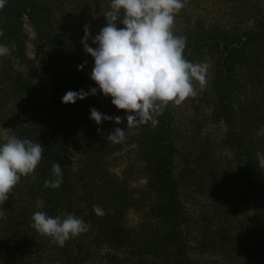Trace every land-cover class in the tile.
I'll use <instances>...</instances> for the list:
<instances>
[{
  "label": "rangeland",
  "instance_id": "1",
  "mask_svg": "<svg viewBox=\"0 0 264 264\" xmlns=\"http://www.w3.org/2000/svg\"><path fill=\"white\" fill-rule=\"evenodd\" d=\"M184 3L185 7L175 17L172 31L176 36L186 37V42L207 40L210 43L223 36L230 41L234 36L246 38L244 49L235 53L231 60L230 109L219 105L216 78L219 54L213 45L197 48L189 60L208 65L206 87L200 90L198 82L194 81L196 97L187 98L179 106L168 105L170 162L185 221L182 217L177 219L178 215L172 218L157 213L165 197L162 190L152 184L151 164L156 157L151 153L150 144L143 142L151 122L130 129L123 110L116 107L100 110L98 107L111 98L105 97L90 79L94 59L84 51L81 41L86 25L92 37L106 26L104 13L110 9V0H27L21 8L17 0H6L4 8L8 13L0 9L3 13L0 14V29L6 24L4 16L9 18L12 14L16 18L10 29L0 36V43L11 50V55L0 57V79L5 71L24 75L30 86L31 108L37 113V121L47 118L73 127L72 122H82L79 105L82 109L95 108L122 119L120 124L104 121L97 125L89 118V111L88 119L100 138L90 146V154L81 145L84 130L76 126L73 136L56 153V162L66 175L63 178L66 183L84 184L94 189L110 185L106 182L109 179L129 195L125 226L134 237L131 247H92L90 251L91 246L79 240L82 264H105L106 258L120 264H178L175 250L167 252L165 257L148 256L163 248V240L159 238L166 230H180L182 237L185 236L190 264H251L249 260L255 250L264 259V208L256 206L250 194V182L242 167L245 157L241 154L248 141L238 144L237 135L241 130L246 140L264 138V0H184ZM118 27L123 25L118 23ZM47 40L46 46L43 45ZM88 44L96 47L91 38ZM72 57L86 60L85 69L81 71L88 76L81 78V73L75 72L74 77L80 78L76 83H72L68 75L71 69H78V65L68 64L67 60ZM56 58L61 62L56 67L61 74L59 94L52 91V76L47 75L51 74ZM41 59L48 65L44 66ZM70 85L85 92L97 87V94H90L75 104H64L62 97ZM1 93L0 145L9 138H17L18 130L32 131L29 120L34 119L29 109L28 120L23 116L20 97L5 98ZM115 128L125 131L122 143L107 139ZM30 137L32 135L28 140ZM245 152L250 154L251 148H246ZM88 172L92 177H87ZM35 176L21 177L9 199L0 206V264H68L70 261L69 251L66 258L57 256V244L31 227L33 213L42 212L43 205L39 203L36 188L33 189L35 194L29 192L35 184ZM262 184L264 186V182ZM42 187L52 195L45 183ZM80 188L81 193H76L75 197L89 198L83 186ZM57 191L59 206L73 212L65 203L71 195L69 190L62 184ZM96 200L92 204L101 208L109 203L104 198ZM154 235L160 242L151 245ZM262 259H258L259 264H264Z\"/></svg>",
  "mask_w": 264,
  "mask_h": 264
},
{
  "label": "clouds",
  "instance_id": "2",
  "mask_svg": "<svg viewBox=\"0 0 264 264\" xmlns=\"http://www.w3.org/2000/svg\"><path fill=\"white\" fill-rule=\"evenodd\" d=\"M5 4L6 0H0V9ZM184 7V0H110V9L104 13L106 26L99 34L92 37L89 26L84 28L81 43L94 59L90 79L105 97L111 98L112 105L125 112L130 129L149 122L155 127L159 122L156 117L162 115L169 103L179 106L187 98L197 96L194 81L200 90L207 85L208 65L188 61L183 55L186 37L176 36L172 31L176 15ZM118 23L123 27H118ZM3 34L0 30V36ZM90 38L96 47L89 46ZM9 55L10 48L0 43V57ZM82 68L83 65L78 66ZM97 87L89 92L69 90L62 103L75 104L90 94L96 95ZM90 119L97 125L104 121L122 123L121 117L106 115L95 108L90 109ZM107 139L122 143L124 129L115 128ZM43 152L41 143L16 137L0 145V206L9 199L21 177L35 173ZM256 155L264 167V153ZM52 173L56 179L45 181V187L59 188L63 183L60 163H53ZM93 211L98 216L105 214L98 205H93ZM31 219V227L38 234L51 238L60 247L90 227L74 214H66L62 219L37 211Z\"/></svg>",
  "mask_w": 264,
  "mask_h": 264
},
{
  "label": "trees",
  "instance_id": "3",
  "mask_svg": "<svg viewBox=\"0 0 264 264\" xmlns=\"http://www.w3.org/2000/svg\"><path fill=\"white\" fill-rule=\"evenodd\" d=\"M27 0H17L18 2V8H21V5L24 4ZM1 11V10H0ZM5 13H8L6 11V8L3 10ZM0 14H3L2 11ZM5 17V23L3 25V28L0 30L5 33L10 29V25L13 23V21L16 20L15 15L12 14L10 17ZM48 33V32H47ZM44 34V30H43ZM4 35V34H3ZM247 35V34H245ZM250 35V34H249ZM252 35V34H251ZM256 35V34H255ZM245 39V40H243ZM42 40V38H41ZM44 40V38H43ZM46 42H43L46 46ZM246 42V38L234 36V39L230 41V38L223 36L222 39L219 38V40H215L214 42L211 41L210 43L206 41L201 42H186V47L184 49L183 55L184 57L189 61L192 58L191 53H193L194 50H196L199 47H206L211 46L216 47L218 51V66L219 71L217 72L216 78L218 82V88L220 90V94L218 96L219 99V105L221 108H229L230 109V102L231 98L229 95L228 85H229V77L232 73V57L235 53L241 52L244 49ZM50 44H54L51 43ZM51 48V47H50ZM49 49V48H48ZM54 57V56H53ZM75 58V59H74ZM72 57L67 60L68 64L72 65H85L84 59L80 58L77 59V57ZM42 63L44 66L48 65L47 62H45L43 59ZM61 64V62L58 63V60L56 58V62L52 65V72L51 74H47L52 76V91L55 94L60 93V73L59 70L56 68L58 65ZM67 64V65H68ZM87 65V64H86ZM82 68V70H83ZM85 69V68H84ZM84 71V70H83ZM71 82L76 83L79 81V77H74L77 74L81 73V78H84L85 76H88V74H83V72L80 69H74L70 70ZM76 72V73H75ZM87 79V78H85ZM66 88V87H63ZM76 87L70 85L68 88L72 91H79L78 89L75 90ZM30 86L27 85L26 80L24 79V75L19 72H9L5 71L2 78L0 79V92H2V95H5V98L11 97H20L21 104L20 107L22 109L23 116L26 117L28 120V109L31 111V116L34 118L33 120H29L31 122L32 131L30 130H18L16 132L17 138L20 139H29L30 137L32 142H39L44 147V152L42 156L43 162H40V164L37 166L34 175L35 179L33 184V188H29V192L33 193V189H37L36 195L39 197L40 200L39 203H41V210L42 212H46L47 215L56 217L60 216L62 219L65 218L66 214H74L76 217L81 218L90 225L89 230L86 233L80 234L78 237L72 238L68 240L63 247H59L57 256L64 255L65 258L69 256V262L68 264H82V262L79 260L82 256V253L80 250H78V244L79 242H87V245H90V251L92 247H98L100 249L101 247H113V248H130L131 243L134 240L133 235L130 234L129 230L125 226V216L127 213L128 208L130 207L129 202H127V199L129 198L128 193L126 194L124 191H122L119 188V185H114L116 182L111 181L109 179H106V182H109V184H106V186L102 185L101 188L96 186L94 189H90L87 187H84V184H73L70 182L69 184L66 183L67 181H64L63 187H65L68 192L71 193V195L67 196V199L65 203L68 204V206L73 209L66 210L65 208H62L60 205V201L57 202V188H49L50 191H52V195L48 194L46 191L43 190L45 181H54L56 177L52 173V166L53 163L56 162V153L60 147H62L66 140L69 139L70 136H73L74 134V128L76 127H82L84 132L81 135V145L85 147L86 153L90 154L89 148L90 146H94V142H99L98 140L100 138H97V135L93 131V127L88 119L90 107H86L84 109L80 108V105L78 106L80 109V116L82 119V122L74 121L72 122V126H67L66 124H59V116L58 121H52L45 118L42 122L37 121V113L32 111L33 105L31 103V93H30ZM70 106V105H69ZM32 107V108H31ZM100 110H106L107 107L112 108L115 107L112 105L111 100L107 103H103L100 106H98ZM82 109V110H81ZM29 111V112H30ZM34 113V115H33ZM48 115V114H47ZM90 118V117H89ZM158 119V124L153 127L151 126V129L149 131V134L144 138V143H149L151 148V153L154 154L156 157V161L151 164V181L152 184L156 188H160L163 192V195L165 197L163 204H161V207L157 209V213H163L164 216H170V217H177L184 219V212L183 207L180 202V195L179 190L177 188V183L175 182V179L173 177L172 168H171V162L170 157L172 154V144L170 135L168 132V106L164 109L162 115L156 117ZM240 126L242 127V122L239 120ZM259 123V122H258ZM254 125H257L256 122H254ZM70 127V128H69ZM79 129V128H77ZM66 132L68 134L66 135ZM240 133H238V137L240 138V142L238 144L244 143L248 141V144L244 147L251 148L250 154L245 152V149H243V152L241 154L244 155V162H243V169L244 174L247 175V180L250 182V194L256 204V206H262L264 208V167H261L259 164V160L257 158V152L264 153V138L259 141L254 140V138L245 139L244 131L242 132L239 130ZM59 137H63L62 141L60 142L58 139ZM63 175V174H62ZM92 173L88 172L87 177H92ZM66 177V175H63V178ZM75 174H72L71 178H74ZM23 179V177H22ZM73 181V180H72ZM87 181V179H86ZM114 183V184H113ZM61 184V185H62ZM83 186V190L85 194H88L90 197L82 200L83 197L78 198L75 197L77 195L76 193H81L78 189H81L80 187ZM99 189V190H98ZM49 191V190H47ZM83 192V193H84ZM35 194V192L33 193ZM32 194V195H33ZM67 195V194H66ZM92 195H96L98 199H108V204L103 207L105 214L103 216H97L93 215V204L92 201H97L96 198ZM64 198L66 196L64 195ZM89 201V202H88ZM61 202H64L63 199ZM46 203V205H45ZM50 203V204H49ZM79 204H82L81 206ZM86 205V206H85ZM91 205V206H90ZM80 206V207H79ZM104 206V205H103ZM84 211V212H81ZM85 213H88L90 216L87 217ZM92 214V216H91ZM96 214V213H95ZM180 230H166L163 232V236L159 239L163 240L162 246L163 248H159V252H154L151 254H148V256H159V257H165L166 253L169 251L175 250L176 259L178 260V264H190V262L187 260L186 256V238L185 236L182 237V234L179 233ZM158 237L154 235L152 237V244L156 243L157 241L160 242ZM86 240V241H85ZM72 247H69L70 245ZM73 248V249H72ZM57 249V248H56ZM93 249V248H92ZM88 250V251H89ZM70 252L69 255H67V252ZM89 253V252H88ZM90 254V253H89ZM88 254V255H89ZM105 260V264H120V262H115V260ZM258 259L261 261L262 256L260 254H257L256 250L252 253L250 257L251 264H259ZM264 260V259H262ZM118 261V260H117Z\"/></svg>",
  "mask_w": 264,
  "mask_h": 264
}]
</instances>
